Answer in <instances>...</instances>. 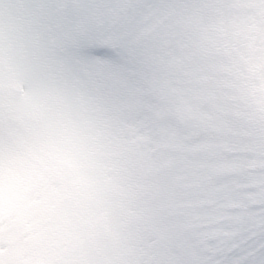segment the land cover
<instances>
[{"label":"clouds","instance_id":"1","mask_svg":"<svg viewBox=\"0 0 264 264\" xmlns=\"http://www.w3.org/2000/svg\"><path fill=\"white\" fill-rule=\"evenodd\" d=\"M0 25V264H264V0H0Z\"/></svg>","mask_w":264,"mask_h":264},{"label":"rangeland","instance_id":"2","mask_svg":"<svg viewBox=\"0 0 264 264\" xmlns=\"http://www.w3.org/2000/svg\"><path fill=\"white\" fill-rule=\"evenodd\" d=\"M3 26L2 25H0V28H2ZM102 64V61H99L98 63H97V65H101Z\"/></svg>","mask_w":264,"mask_h":264}]
</instances>
